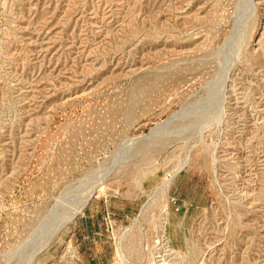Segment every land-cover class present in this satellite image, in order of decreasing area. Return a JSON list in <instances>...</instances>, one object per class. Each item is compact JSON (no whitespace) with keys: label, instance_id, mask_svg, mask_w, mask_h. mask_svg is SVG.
<instances>
[{"label":"rangeland","instance_id":"rangeland-1","mask_svg":"<svg viewBox=\"0 0 264 264\" xmlns=\"http://www.w3.org/2000/svg\"><path fill=\"white\" fill-rule=\"evenodd\" d=\"M0 264H264V0H0Z\"/></svg>","mask_w":264,"mask_h":264},{"label":"bare ground","instance_id":"bare-ground-1","mask_svg":"<svg viewBox=\"0 0 264 264\" xmlns=\"http://www.w3.org/2000/svg\"><path fill=\"white\" fill-rule=\"evenodd\" d=\"M166 187H167V186H166ZM97 189H98V188H97ZM93 190H96V189H93ZM167 191H168V190H167ZM90 192H91V190H90ZM93 192H94V191H93ZM164 192H165V190H164ZM94 193H95V192H94ZM94 193H93V194H94ZM166 195H167V194H166ZM84 197H85V196H84ZM86 197H87V196H86ZM91 197H92V196H91ZM89 198H90V196H89ZM87 199H88V197H87ZM87 199L85 198L84 201H86ZM82 202H83V201H82ZM87 202H90V200H89V201H86L85 204H86ZM81 205H82V204H81ZM86 205H87V204H86ZM86 205L83 204L81 207H84V206H86ZM59 207H60V206H59ZM86 207H87V206H86ZM78 209H79V208H78ZM78 209H76V211H77ZM68 213H69V212H68ZM65 214H66V213H65ZM66 215H67V214H66ZM73 215H74V214H73ZM80 215H83V211H82V210L79 211V216H80ZM75 216H76V215H75ZM73 219H74V217H72L71 219H69V221L71 222V221H73ZM58 222H59V221H58ZM61 222H62V221H61ZM59 223H60V222H59ZM63 223H64V222H63ZM60 225H61V224H60ZM61 226H63V225H61ZM56 227L58 228V227H60V226L58 225V226H56ZM65 227H66V226H65ZM59 229L61 230V228H58V230H55V231H56V235H57V232L59 233V231H60ZM63 229H64V226H63ZM63 229H62V230H63ZM55 231H54V232H55ZM52 235H53L52 237H54V234H53V233H52ZM56 235H55V237H56ZM50 237H51V236H50ZM52 237H51V238H52ZM51 238H50V240H51ZM50 240H49V242H50ZM49 245H50V244H49ZM43 247H44V246H43ZM43 247H41V248H43ZM41 248H40V249H41ZM44 249H46V247L43 248V251H44ZM40 251H41V250H40ZM43 251H42V252H43ZM36 252H37V251H36ZM37 254H38V253H37ZM35 256H36V255H35ZM30 258H31V257H30ZM32 259H33V258H32ZM30 260H31V259H30Z\"/></svg>","mask_w":264,"mask_h":264},{"label":"water","instance_id":"water-1","mask_svg":"<svg viewBox=\"0 0 264 264\" xmlns=\"http://www.w3.org/2000/svg\"><path fill=\"white\" fill-rule=\"evenodd\" d=\"M154 131H152V133H153ZM42 252V251H41Z\"/></svg>","mask_w":264,"mask_h":264}]
</instances>
